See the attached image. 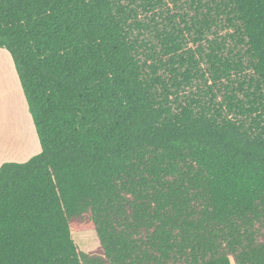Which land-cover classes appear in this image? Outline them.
<instances>
[{"label":"trees","instance_id":"16d2710c","mask_svg":"<svg viewBox=\"0 0 264 264\" xmlns=\"http://www.w3.org/2000/svg\"><path fill=\"white\" fill-rule=\"evenodd\" d=\"M0 49V264H264V0H0Z\"/></svg>","mask_w":264,"mask_h":264},{"label":"rangeland","instance_id":"374dc122","mask_svg":"<svg viewBox=\"0 0 264 264\" xmlns=\"http://www.w3.org/2000/svg\"><path fill=\"white\" fill-rule=\"evenodd\" d=\"M0 57H1L0 58L1 120L2 122L3 120H5V123L10 124L13 120L14 115L15 114L20 115L21 109H23L24 111L23 113L25 117H27L28 122L30 121V125L32 127V135L28 137V149L26 150L25 156L15 157L10 154L7 155V157L5 156L3 160H6L4 161V163L5 162L24 163L40 152V146L38 144L35 130L31 123L30 115L28 113L27 106L24 102L23 94L18 79L16 77L10 56L5 50L0 49ZM2 154L6 155L5 153ZM95 238L96 236L94 233L86 232L85 234L81 235L80 238H76V240L73 239V241L81 250L83 248V243H82L83 241L84 242L87 241L93 244Z\"/></svg>","mask_w":264,"mask_h":264},{"label":"crops","instance_id":"0c3cea01","mask_svg":"<svg viewBox=\"0 0 264 264\" xmlns=\"http://www.w3.org/2000/svg\"><path fill=\"white\" fill-rule=\"evenodd\" d=\"M23 112V109H21V117L20 115L15 114L10 124L5 123V120L2 122L0 116V166L6 161L3 160L5 156L7 157V155L11 154L15 157H23L28 149V137L32 135V127L30 121L28 122V119ZM2 153H5L6 155H3Z\"/></svg>","mask_w":264,"mask_h":264}]
</instances>
